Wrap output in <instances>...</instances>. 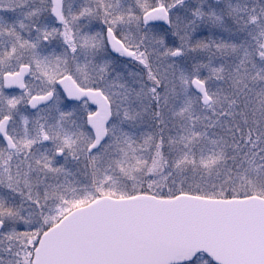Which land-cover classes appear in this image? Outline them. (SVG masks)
Instances as JSON below:
<instances>
[{"label":"snow or ice","instance_id":"obj_1","mask_svg":"<svg viewBox=\"0 0 264 264\" xmlns=\"http://www.w3.org/2000/svg\"><path fill=\"white\" fill-rule=\"evenodd\" d=\"M0 264H264V0H0Z\"/></svg>","mask_w":264,"mask_h":264}]
</instances>
